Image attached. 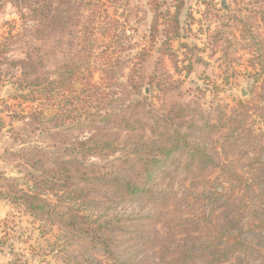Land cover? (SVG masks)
<instances>
[{
	"label": "rangeland",
	"instance_id": "1",
	"mask_svg": "<svg viewBox=\"0 0 264 264\" xmlns=\"http://www.w3.org/2000/svg\"><path fill=\"white\" fill-rule=\"evenodd\" d=\"M86 1L90 9L102 8L94 14L88 11L87 52L80 54L94 69V82L108 72L124 102L137 97L132 84H142L153 109V126L165 125L173 135L177 130L192 145L206 144L216 162L233 163L229 169L255 174L264 182V0ZM32 27L33 21L13 4L0 0V39L12 32L18 40L14 59L24 56L19 48ZM12 72L16 77L11 79ZM20 72L0 65V173L11 184L8 188V180L0 179L2 192L12 189L13 182L25 188L19 159L9 156L26 146V136L18 140L13 135L25 126L23 116L28 121L32 113L43 112L38 126L46 124L64 140L89 136L69 127L82 111L81 106L72 107V100L75 94L85 95L80 90L83 81L75 82L73 96L54 91L44 99L36 88L17 83ZM178 110L182 116L174 114ZM58 114L66 117L64 123L53 121ZM153 136L157 140L156 132ZM31 137L33 144L51 141L38 133ZM188 150L166 157L149 198L112 202L108 192H93L95 203L73 207L88 217L78 228L30 214L23 204L0 196V264H117L124 259L167 264L158 259L162 245L168 246L166 256L180 255L181 246L213 238L218 216L226 214L221 202L228 185L222 183L219 169L200 162L202 157H191ZM259 197L256 202L264 209V196ZM255 216L251 212L249 220ZM88 224H100L101 232H107L104 227L114 231L112 254L104 250L103 241L91 239ZM259 248L250 264H264V241Z\"/></svg>",
	"mask_w": 264,
	"mask_h": 264
},
{
	"label": "trees",
	"instance_id": "2",
	"mask_svg": "<svg viewBox=\"0 0 264 264\" xmlns=\"http://www.w3.org/2000/svg\"><path fill=\"white\" fill-rule=\"evenodd\" d=\"M8 1L21 16L33 21V27L25 31L27 41L19 48L24 53L20 59H14L11 54L18 43L12 32L0 39V65L6 64L13 70L20 68L17 83L36 88L37 94L44 99L54 91L73 96L75 82L83 81L79 89L85 95L75 94L72 100V107L81 106L82 111L75 114V122L69 127L86 131L89 136L64 140L46 124L38 126L43 112L32 113L28 121L23 116L26 127L13 130V135L18 140L21 135L26 136V140L22 139L26 146L17 152H9V156L12 160L19 159L18 171L23 172L25 188H19L13 182V188L7 192L0 190V196L23 204L30 214L73 227L88 218L73 207L93 203V192H108L112 202L124 197L143 199L152 196L157 180L155 173L164 166L166 157L175 151L189 149L191 157H202L204 161L200 162L211 163L220 170L222 183L228 185L221 202L224 204L221 210L226 209V214L221 216L223 219L218 216L213 238H204L201 243L187 248L181 246L180 255L166 256L168 246L162 245L158 259L167 264H250L251 258L258 257L263 247L259 248V245L264 241V209L256 202L260 200V194L264 196L260 192L264 187L262 178L229 169L233 163L221 159L216 162L206 144L192 145L177 130L173 135L165 125L153 126L150 122L153 109L148 104V96L143 94L142 84H132L137 97L124 102L123 92H118L116 81L108 72L94 82V69L87 56L81 58L80 54L84 57L87 52L84 35L89 30L88 11L94 14L102 8L90 9L86 0ZM71 49H76V53ZM9 76L12 79L16 74L12 72ZM1 78L0 75V81ZM126 88L121 89L125 91ZM174 114L182 116V111ZM162 116L166 117V114ZM58 119L63 123L66 121L62 114L53 117V121ZM155 132L157 140H154ZM36 133L51 141L44 145L33 144L34 141L28 138ZM168 141L170 144H166ZM117 153L120 155L116 156ZM92 158H101L104 162L95 163ZM0 179L8 180L6 186H11L9 179L3 178L1 173ZM251 212L256 216L250 221ZM102 227L90 224L88 234L93 241H103L104 250L112 254L110 238L114 231L104 227L107 232H101ZM248 230L252 232L250 235L246 234ZM117 264L147 263L124 259L117 260Z\"/></svg>",
	"mask_w": 264,
	"mask_h": 264
},
{
	"label": "water",
	"instance_id": "3",
	"mask_svg": "<svg viewBox=\"0 0 264 264\" xmlns=\"http://www.w3.org/2000/svg\"><path fill=\"white\" fill-rule=\"evenodd\" d=\"M224 6H225V8H227V9H228V7L226 6V2L224 3Z\"/></svg>",
	"mask_w": 264,
	"mask_h": 264
}]
</instances>
